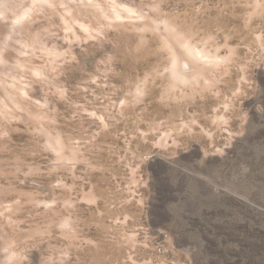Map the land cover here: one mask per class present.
<instances>
[{"label":"rangeland","instance_id":"374dc122","mask_svg":"<svg viewBox=\"0 0 264 264\" xmlns=\"http://www.w3.org/2000/svg\"><path fill=\"white\" fill-rule=\"evenodd\" d=\"M16 1L0 263L264 264V0Z\"/></svg>","mask_w":264,"mask_h":264},{"label":"bare ground","instance_id":"6f19581e","mask_svg":"<svg viewBox=\"0 0 264 264\" xmlns=\"http://www.w3.org/2000/svg\"><path fill=\"white\" fill-rule=\"evenodd\" d=\"M32 2H40V1H45L47 3H51L53 1H57L58 3H60L61 5H64L65 3L67 2H72V1H76V0H31ZM82 3L84 2H88V3H92V4H97L101 10H103L104 14L106 16H109L112 18V21L113 22V17L116 16V13L113 12V9L109 7H105V11L103 9V6H101V0H78ZM100 1V2H99ZM19 2V1H18ZM16 0H0V19H3L7 16V15H11L13 18V20L15 19H18L20 20L21 18V15L23 12L20 11V7H19V4ZM44 2V3H45ZM107 2V1H106ZM75 3V2H74ZM79 3V2H78ZM261 3V2H260ZM109 4V3H108ZM111 5V4H110ZM95 6V5H94ZM56 7V6H55ZM63 9V8H62ZM68 10V9H66ZM102 14V13H101ZM107 19V18H106ZM110 19V18H109ZM110 21V20H108ZM66 22V21H65ZM110 22V23H111ZM179 36V35H178ZM177 36V37H178ZM12 37V36H10ZM180 38V36H179ZM168 44H169V47H173V48H176L178 49V53L177 56L175 55H170L172 56V64H171V71H173V75L174 76V81L175 82H179V83H185L187 78H188V75H186L183 70H184V66L186 68H189L191 71H193L192 73L194 74H201L200 72L205 68V66L207 64L210 63L211 60V57H209V55H207L206 52H204L202 49L200 50H196V49H193V48H190L188 47L187 41H184L183 42V39H182V42H179L178 40L175 39V37H170L168 38ZM185 42H187L186 44H184ZM21 44V43H19ZM19 46V45H18ZM24 47V46H23ZM173 51V50H172ZM174 52V51H173ZM172 53V52H171ZM175 53V52H174ZM216 59V58H215ZM213 63V62H211ZM216 64V63H214ZM211 65V64H210ZM213 65V64H212ZM24 70V69H23ZM205 71V70H204ZM203 73V72H202ZM193 75V74H192ZM190 78H193L195 76H192ZM202 77V76H201ZM1 78V77H0ZM198 78V77H196ZM198 84V83H197ZM187 86V85H186ZM3 88V87H1ZM17 88V87H16ZM19 89V88H17ZM4 92V91H3ZM9 95V94H8ZM9 98V97H8ZM12 98V97H11ZM8 104V103H7ZM12 104V103H11ZM16 104V103H15ZM18 105V103H17ZM10 106V105H9ZM9 106L7 108H9ZM13 106V105H12ZM16 106V105H15ZM3 108V107H2ZM5 108V107H4ZM6 108V109H7ZM8 110V109H7ZM13 249V248H12ZM6 259V258H5ZM1 264V263H0Z\"/></svg>","mask_w":264,"mask_h":264}]
</instances>
